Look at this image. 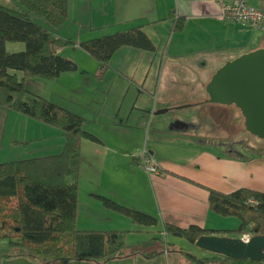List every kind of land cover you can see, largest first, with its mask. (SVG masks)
<instances>
[{
  "label": "crops",
  "instance_id": "1",
  "mask_svg": "<svg viewBox=\"0 0 264 264\" xmlns=\"http://www.w3.org/2000/svg\"><path fill=\"white\" fill-rule=\"evenodd\" d=\"M105 1L109 8L113 7V3L116 4L112 2L113 0ZM148 1L155 2L156 10L159 6L161 7V17L156 16L160 17L159 19L150 20L143 16V13L148 11L141 10V8ZM157 1L124 0L120 2L122 7L126 6L121 18L125 21L136 20V26H142L153 43H156L154 52L123 47L110 58L109 69L100 74L97 62L74 45L73 51L76 52L74 58H66H70L75 63L76 70L62 73L57 78V99L60 102L54 100L52 102L82 116L85 120L84 130L98 139V141L83 139L80 145L79 176L82 177L83 172H90L94 169V172L100 173L99 177L102 178L104 185L101 187L95 184L93 179L98 175L82 177L84 190L88 191L83 195L80 179L78 180L75 226L80 230H119L128 232L127 234L133 232V224L125 217L105 210L101 206L99 197H107L131 206L117 199L120 195L119 190L123 188V182L121 183L120 179L106 181L103 173L105 168L124 164L131 170L144 175L137 160L144 144L153 158H155V150L159 149L158 144L172 146L179 152L197 153L198 157L194 158L191 163L194 166L206 165V161H201V156L209 155L206 166L215 171V163L219 161V158L214 157L213 153L208 151L212 148L207 149L208 146L188 138V131L158 128L156 122L161 118L152 114L157 110L170 108V106H183L190 99L202 98L208 79L206 80V76L203 78L198 76L196 70L200 60L214 58L215 62L223 63L230 56L234 58L249 52L248 50L253 49L251 47L260 43L264 37V33L258 29L240 22L227 21L221 17L219 3L223 0H170L171 6L165 3L168 0H161L160 4L156 3ZM250 4L258 5L255 2ZM134 5L136 14L131 16V9ZM168 6L170 7L169 19L164 14ZM176 17L183 18V27L179 32L172 31V21ZM116 18L117 22H122L118 16ZM169 20L171 23H168ZM160 26H163L162 32H160ZM160 33L167 35L161 51L157 49L158 45L163 44V37ZM224 159L237 166H239L237 162H242L244 167L248 162L234 159L230 154ZM157 160L161 163L159 164L160 173L149 177L144 176V184L152 193L153 200L149 201L152 203L156 200L160 201L162 224L169 222L181 227L195 224L208 228L205 218L213 213L207 204V187L224 192L230 190L225 187L218 188L219 186L209 183L205 184L200 178L182 172L180 166L173 164L170 160ZM104 187L107 189L105 192L100 190ZM168 187L180 188L179 191L187 192V195L179 197L178 205H170L176 197H168L167 194L170 193ZM141 211L152 215L143 208ZM165 213L169 215L166 217ZM89 219L93 220V223H86L85 220ZM105 220H123L122 225L126 228L109 226L107 225L109 222ZM6 246L3 244L0 247V252L2 251L0 255L3 257H5ZM164 254L168 252L165 251ZM8 260L9 258L5 262H9ZM152 262L154 258L150 260L143 258L136 262L126 258L112 260L107 264H150ZM26 264L40 263L27 260Z\"/></svg>",
  "mask_w": 264,
  "mask_h": 264
},
{
  "label": "trees",
  "instance_id": "2",
  "mask_svg": "<svg viewBox=\"0 0 264 264\" xmlns=\"http://www.w3.org/2000/svg\"><path fill=\"white\" fill-rule=\"evenodd\" d=\"M16 1L24 10L0 2V109H12L58 129L63 146L59 153L0 163V247L3 244L8 247L3 252L5 258H25L40 264H107L124 260L137 254L135 251L125 254L128 246L124 236L128 232L80 230L75 226L81 141L98 139L84 130L82 116L29 91L25 82L34 77L54 81L62 73L75 71V63L57 53L65 46L77 45L86 52L97 62L100 74L109 69L110 58L117 50L132 47L154 52L156 46L142 26L73 43L34 23L30 17L32 13L47 24L61 25L67 20L68 0ZM182 27V17L173 19L172 31L179 32ZM7 42H21L24 50L8 53ZM12 71L20 72V79ZM99 198L105 210L125 217L132 224L157 225L153 216L113 199ZM207 204L217 216L237 218L238 226L208 229L195 224L181 227L164 222L160 232L183 238L193 245L200 236L264 235V191L241 187L226 193L207 187ZM168 247L165 243L164 250ZM189 258L197 264L215 260L221 264H264V260H236L219 254Z\"/></svg>",
  "mask_w": 264,
  "mask_h": 264
},
{
  "label": "rangeland",
  "instance_id": "3",
  "mask_svg": "<svg viewBox=\"0 0 264 264\" xmlns=\"http://www.w3.org/2000/svg\"><path fill=\"white\" fill-rule=\"evenodd\" d=\"M121 1L124 0H113L112 2H116V4L113 3V7L109 8V5L106 3L105 0H68L67 20L61 25L47 24L45 21L39 19L36 15L32 13H30V17L34 23L47 28L48 30L52 31L55 34H58L59 36H62L66 39H70L73 43H77L80 42L79 38H81V41H84L102 35L112 34L117 30H126V28L128 29L136 26V20L125 21L121 18V15H123V11H125L124 9L126 8L125 5L124 7H122V5L120 4ZM0 2L7 7L17 10H24L17 3L16 0H0ZM156 3L160 4L161 0H158ZM165 3L171 6L170 0L166 1ZM169 6L167 8L164 7V14H166L165 16H167L168 19L170 16ZM135 9L136 6L134 5L131 9V11L133 12H131V16L136 14ZM141 10L148 11L147 13L144 12L143 16L149 18L150 20H152L153 18L159 19L161 17V7L159 6L158 10H156L155 2H146V4L141 8ZM159 15V18L156 17ZM116 16L120 18L119 20L122 19V22H117L116 20L118 19L116 18ZM168 23H171V20H169ZM162 27L163 26L159 27L160 32H162ZM160 35H162L163 37V44L158 45L161 46L159 48L157 46V49L159 51H161L162 47L164 46V42L167 40L166 34L160 33ZM257 47H264V37L262 38V41H260V43L255 44L253 47H251L253 49L248 51L255 50L257 49ZM5 50L8 53L20 52L24 50V44L21 42H7L5 44ZM75 53L76 52L73 51L72 45L65 46L58 51V54L64 58H74ZM231 59H233L232 56L227 58V60ZM217 64H220V62ZM12 73H15L17 78L20 79V72L12 71ZM56 81L57 79L54 81H49L34 77L26 80L25 83L26 88L29 91L37 95L43 96L51 101L54 100L57 102L59 100L57 99ZM205 97L206 94L204 92V95H202V99ZM222 106L223 105L221 104L217 105L207 103L198 106V110H201L206 113L209 112L208 117L210 119L211 125L214 128H217L219 131L218 134L215 133L218 137L225 138V136L228 135V139L232 140L236 137H239L242 131L245 130L243 129V125L241 124L242 122L237 123L232 121L231 118L228 116L229 112L225 110L226 108H223ZM196 110V107H189L178 111L185 115L186 119L190 120L191 114H195L198 111ZM169 114L170 113H165L163 115H159L158 117L163 119L165 117H170ZM150 138L151 135L149 137V141ZM145 139L147 138L145 137ZM62 144L63 137L58 129L39 123L33 119H30L26 116H23L22 114L15 112L12 109H0V163L39 157L48 154H55L61 151ZM144 146L146 147L145 144ZM234 146L235 147H230L232 149L230 150V153H227L226 151V148H229L227 146L218 145L207 147V149L212 148V150L208 151L213 153L214 157L216 156V158H219V161L215 163V171L213 169L210 170V168L206 166L208 163L209 155L201 156V161H206V165L200 164L198 166H194L191 163L193 162L194 158L198 157L197 153H192L188 151L179 152L176 148L165 144L157 145L159 149L155 150L154 159L155 161H158L157 159L167 161L170 160L173 164L179 165L182 172L192 174L200 178L201 182H204L205 184L209 183L213 186H219L218 188L225 187L226 189L230 190L225 192H231L232 190L238 189L239 187L264 191V153L254 150L246 151L242 148V146H238L236 144ZM236 152L238 154L241 153L242 159L236 156ZM139 154L137 156L138 165L140 168H142L141 161L139 159ZM228 154H230L232 158L237 159L239 161L247 160L248 162L245 163L246 166L244 167L242 162H237L239 165L237 166L233 162H229L224 159L227 158ZM102 157L103 156H101V158ZM158 164L161 165L159 161ZM191 168L193 170H191ZM94 171V169H91L90 172H83L82 177L87 178L88 175H98L97 177H95V179H93L95 184L101 187L104 186L102 178L99 177L100 173L98 174ZM142 173L144 175L140 174L137 171L131 170L130 167L124 164L117 167L105 168V171L103 173L106 181L120 179L121 183L123 182V188L119 190L120 195L117 199L124 201L128 205H131L132 207H129L135 210L141 211V209L143 208V210L151 212L152 215L144 211L141 212L153 216L157 219V225L155 226L149 227L133 224V232L131 234H126L127 236L124 238V243L128 246L125 249V254H129L133 251L137 252V254H133L131 256H128L127 258L133 259L135 262L143 258H146V260H150L152 259L150 255L156 253V255L153 257L154 262L150 264H197L195 262H192L189 256H194L196 258H210L215 255L217 256V254H213L208 251L197 248L195 245L191 244L183 238L171 235L165 236L162 234V232H160L162 230V219L160 217V211H162V207L159 200L158 202L156 200L153 203L149 201L153 200L151 198L152 193L150 192V190L148 191L144 184V176L149 177L154 174L150 172L148 173L143 169ZM82 177H80L79 179L81 183V190H83L82 194L84 195L87 194L88 191L87 189L84 190L85 187ZM168 188V190H170V193L167 194L168 197H176L170 205H178L177 203L180 200L179 197L187 195V192L184 193L182 191H179L180 188ZM100 190L105 192V190L107 189L104 187V189ZM168 215L169 214L167 213L166 217ZM205 219L208 224V228L213 229H234L239 224L238 219L235 217L224 218L217 216L214 213L210 214ZM85 221L86 223H93V220L91 219ZM105 222H109L107 223V225L109 226L124 227L122 225L123 220H105ZM226 236L236 237L234 235ZM247 236L251 237L250 235ZM165 243H168L169 245L167 250L168 254L166 255L164 254V252L166 251L164 250ZM0 254H2V251L0 252ZM6 259L8 258L3 257V255H0V264H26L27 262V259L25 258H9V262H5ZM209 264H221V261L215 260L214 262L212 261Z\"/></svg>",
  "mask_w": 264,
  "mask_h": 264
},
{
  "label": "water",
  "instance_id": "4",
  "mask_svg": "<svg viewBox=\"0 0 264 264\" xmlns=\"http://www.w3.org/2000/svg\"><path fill=\"white\" fill-rule=\"evenodd\" d=\"M204 91L207 103L234 104L243 116L246 131L264 140V47L224 61L208 78ZM188 107L183 105L174 109ZM168 110H157L152 115H163ZM163 119L156 123L158 128L167 129L169 121ZM194 245L231 259L264 260V235L251 236L247 241L227 236H200Z\"/></svg>",
  "mask_w": 264,
  "mask_h": 264
},
{
  "label": "flooded vegetation",
  "instance_id": "5",
  "mask_svg": "<svg viewBox=\"0 0 264 264\" xmlns=\"http://www.w3.org/2000/svg\"><path fill=\"white\" fill-rule=\"evenodd\" d=\"M223 63L217 64L215 62L214 58H204L202 61L198 62V68L197 73L199 78L207 77L206 80L212 75V73ZM207 95L205 98H200L197 100L190 99L189 102H187L185 105H189V107H196L198 110V106L202 104H207ZM211 104V103H208ZM218 105V104H217ZM223 105V108H226L229 112L228 116L231 118L234 122H242L243 129L245 131H242L241 135L239 137H236L234 139H228V135L225 136V138L218 137L216 134H218V129L214 128L211 125L210 119L208 117L209 112H203V111H197L195 114H191L190 120L186 119V116L183 115L178 110L174 109L177 105L170 106L167 113H170V117H165L163 120L169 121V125L166 126L168 128L172 129H180L188 131V138L195 139L196 141H199L200 143L212 147V146H218L223 145L227 147H235L234 145L242 146L243 149L246 151L248 150H254V151H260L261 153H264V140L250 134L248 131H246L244 127V120L243 116L240 112V110L234 105ZM188 107V108H189ZM240 124V126H241ZM170 126V127H169ZM184 126V127H183ZM165 127V128H166ZM185 128V129H183ZM176 132V131H175ZM216 133V134H215ZM226 148L227 153H230L231 148ZM237 153V152H236ZM239 158L242 159L241 153L237 155Z\"/></svg>",
  "mask_w": 264,
  "mask_h": 264
},
{
  "label": "built area",
  "instance_id": "6",
  "mask_svg": "<svg viewBox=\"0 0 264 264\" xmlns=\"http://www.w3.org/2000/svg\"><path fill=\"white\" fill-rule=\"evenodd\" d=\"M255 2L254 6L250 3ZM220 15L227 21L240 22L248 27L258 29L264 33V0H223L219 3ZM141 167L152 174L160 173V166L151 153L144 146L139 154ZM247 241L249 237H241Z\"/></svg>",
  "mask_w": 264,
  "mask_h": 264
}]
</instances>
